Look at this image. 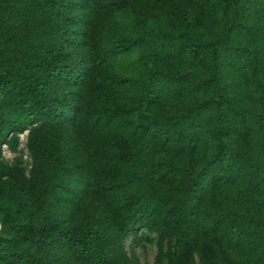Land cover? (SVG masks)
Returning <instances> with one entry per match:
<instances>
[{
	"label": "trees",
	"instance_id": "trees-1",
	"mask_svg": "<svg viewBox=\"0 0 264 264\" xmlns=\"http://www.w3.org/2000/svg\"><path fill=\"white\" fill-rule=\"evenodd\" d=\"M0 224V264H264V0H0Z\"/></svg>",
	"mask_w": 264,
	"mask_h": 264
},
{
	"label": "rangeland",
	"instance_id": "rangeland-1",
	"mask_svg": "<svg viewBox=\"0 0 264 264\" xmlns=\"http://www.w3.org/2000/svg\"><path fill=\"white\" fill-rule=\"evenodd\" d=\"M23 142H24V135H21V143L19 144V148L24 147ZM3 154L6 159H11L13 156V154L5 147L3 150ZM125 248L127 251L133 250L135 255L141 261V263H144L146 261L151 263L156 253L154 245L148 244L144 249L141 245L136 244L135 241L132 240V237L130 235L126 239Z\"/></svg>",
	"mask_w": 264,
	"mask_h": 264
},
{
	"label": "built area",
	"instance_id": "built-area-1",
	"mask_svg": "<svg viewBox=\"0 0 264 264\" xmlns=\"http://www.w3.org/2000/svg\"><path fill=\"white\" fill-rule=\"evenodd\" d=\"M0 228H1V224H0Z\"/></svg>",
	"mask_w": 264,
	"mask_h": 264
}]
</instances>
